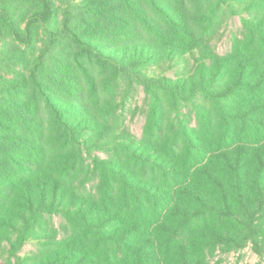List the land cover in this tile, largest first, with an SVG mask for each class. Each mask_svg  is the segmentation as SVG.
I'll return each mask as SVG.
<instances>
[{
  "label": "trees",
  "instance_id": "obj_1",
  "mask_svg": "<svg viewBox=\"0 0 264 264\" xmlns=\"http://www.w3.org/2000/svg\"><path fill=\"white\" fill-rule=\"evenodd\" d=\"M223 7L246 36L220 55ZM121 84L158 133L174 114L165 152L101 126ZM247 244L264 257V0H0L6 264H212Z\"/></svg>",
  "mask_w": 264,
  "mask_h": 264
},
{
  "label": "rangeland",
  "instance_id": "obj_2",
  "mask_svg": "<svg viewBox=\"0 0 264 264\" xmlns=\"http://www.w3.org/2000/svg\"><path fill=\"white\" fill-rule=\"evenodd\" d=\"M219 17L216 23V30L213 32L211 36V46L212 48L220 55H225L229 53L235 42L236 37L243 39L246 36V30L242 26L240 14H230L228 9L221 8L219 10ZM209 64V63H208ZM195 65L190 63V68H194ZM177 70L172 72H166V75L169 77H175ZM116 94L113 96L116 97L117 106L116 109L111 107L110 110L103 108L105 105L101 102L99 105L101 109L100 112L105 114L101 116V121H103L101 126H105L106 128V121L109 123L110 127H119L121 129H126L129 132V137H134L136 143L139 142H146V143H154L156 145L157 152H165L162 149V142L160 138L168 133L170 127L172 126V118L174 114H168V118L164 122V127L161 131V134L154 130L152 127V123L150 120L151 112L153 110V103L150 102L148 94L146 90L139 86L136 90L131 92L130 94L127 93L126 88L123 84L119 86L118 89L115 90ZM124 97L126 100V105L123 106V99ZM203 101V100H202ZM114 103V102H113ZM166 102L162 105L166 106ZM196 109L193 106L187 104L185 107V111L188 115V118L192 119L193 123H196ZM173 147L168 146L166 155H172ZM98 153L103 158H111L115 155V152L109 149H105L104 146L102 149L98 150ZM95 183L91 182L88 184V188ZM54 226L57 229L58 233H63L62 220L60 217L54 218ZM56 231V230H55ZM54 230H51L50 233L54 234ZM38 245L33 242H29L23 248L22 254L28 252H37ZM209 260L212 264H264V257L259 256L254 252L250 244H247L243 248L232 249L231 251H224L222 249H217L213 254L208 253ZM7 257L2 256L0 258V264H6ZM13 264H17L16 259L12 258Z\"/></svg>",
  "mask_w": 264,
  "mask_h": 264
}]
</instances>
